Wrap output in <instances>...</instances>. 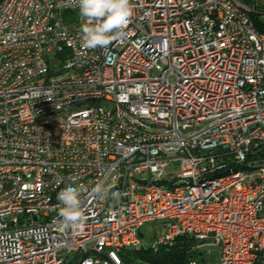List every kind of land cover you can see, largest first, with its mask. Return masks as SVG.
Segmentation results:
<instances>
[{
  "label": "built area",
  "instance_id": "obj_1",
  "mask_svg": "<svg viewBox=\"0 0 264 264\" xmlns=\"http://www.w3.org/2000/svg\"><path fill=\"white\" fill-rule=\"evenodd\" d=\"M131 2L84 49L70 0L0 1V264H155L134 254L181 236L264 264V0ZM72 182L78 233L57 228Z\"/></svg>",
  "mask_w": 264,
  "mask_h": 264
},
{
  "label": "clouds",
  "instance_id": "obj_2",
  "mask_svg": "<svg viewBox=\"0 0 264 264\" xmlns=\"http://www.w3.org/2000/svg\"><path fill=\"white\" fill-rule=\"evenodd\" d=\"M78 7L79 15L84 19L81 25V47L84 49H106L123 31L126 30L134 15L131 0H70ZM88 189L75 182L67 184L57 194L60 202V231L78 233L88 220L81 206V193ZM91 192L98 198H105L108 189L102 182H97Z\"/></svg>",
  "mask_w": 264,
  "mask_h": 264
},
{
  "label": "trees",
  "instance_id": "obj_3",
  "mask_svg": "<svg viewBox=\"0 0 264 264\" xmlns=\"http://www.w3.org/2000/svg\"><path fill=\"white\" fill-rule=\"evenodd\" d=\"M1 1V0H0ZM251 18L254 20L258 31H264V23L256 13H250ZM195 243L187 236L178 237L171 247L160 248L156 253H137L135 257H140L144 260L157 263H170V264H189V261L196 260L197 264L203 262L200 258V253L193 246ZM199 259V260H198ZM125 262L127 259L125 258Z\"/></svg>",
  "mask_w": 264,
  "mask_h": 264
},
{
  "label": "rangeland",
  "instance_id": "obj_4",
  "mask_svg": "<svg viewBox=\"0 0 264 264\" xmlns=\"http://www.w3.org/2000/svg\"><path fill=\"white\" fill-rule=\"evenodd\" d=\"M259 17L260 20L264 23V14L259 15ZM161 226V221L148 222L144 224L140 230L144 240L146 242H149L156 234L160 235L162 232ZM193 248L197 249V251L201 254L200 258L203 259V262H199V264H220L219 251L217 246L198 244L194 245Z\"/></svg>",
  "mask_w": 264,
  "mask_h": 264
}]
</instances>
